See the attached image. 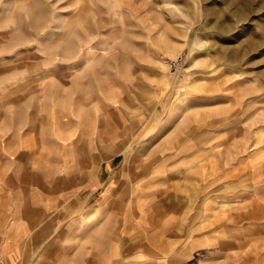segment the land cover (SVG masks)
Wrapping results in <instances>:
<instances>
[{
    "label": "rangeland",
    "instance_id": "1",
    "mask_svg": "<svg viewBox=\"0 0 264 264\" xmlns=\"http://www.w3.org/2000/svg\"><path fill=\"white\" fill-rule=\"evenodd\" d=\"M0 135V257L264 264V0H0Z\"/></svg>",
    "mask_w": 264,
    "mask_h": 264
},
{
    "label": "crops",
    "instance_id": "2",
    "mask_svg": "<svg viewBox=\"0 0 264 264\" xmlns=\"http://www.w3.org/2000/svg\"><path fill=\"white\" fill-rule=\"evenodd\" d=\"M56 111H60L61 110H57ZM2 136V135H0ZM2 140H0V171H2V173L4 174V163H1V159L4 156V152H3V147L4 145L1 144ZM14 143V147L17 149V151H21L22 148L27 149V145H28V138H24L23 141L18 140L16 143L15 141H13ZM11 170H13L11 168ZM12 175L14 176V173L12 172ZM4 181V180H3ZM2 181V182H3ZM0 182V183H2ZM1 185V184H0ZM2 192L4 193L5 190L3 189ZM42 209V208H41ZM78 229L82 230L84 229V226H77ZM30 230H27L29 232H37L40 231V229H42V226H36V225H32L30 226V228H28ZM11 232H13L11 235L13 238H18V235L15 236V233H21L24 232V229L19 228L16 224L12 226V229L10 230ZM77 238V236H76ZM157 238L156 234H152V236H148L147 238H145L146 243L144 244H140L137 247H133L132 249L130 248V254L132 252L131 255H128L126 257H119V256H109L107 257V261L105 262V259L102 260L101 256H100V247H96V249H92L91 252H86L85 248H84V242L81 241V235H78L77 238V252H76V256H66L65 258H60V257H53L51 259H42L40 257H38L36 259V262L32 261V259L30 260H26L24 257L21 256H17L15 255V250L13 251V256L9 255V256H3L0 257V264H169L168 262L166 263L165 258L162 255V250H160L159 246H154L149 240L151 239H155ZM95 239V236H94ZM10 241L8 240V243ZM154 242V241H153ZM16 244L17 242L15 241H11V246L13 245L14 249L16 248ZM80 245V246H79ZM151 246V247H150ZM181 244H179L178 247H176L174 249V253L172 255V261L170 264H186L188 262H190L189 264H191V258H189L188 262H181ZM193 248H196V246H187L185 247V249L189 250L190 252H195V250ZM248 248H246L245 250L247 251ZM127 250V249H126ZM156 250V251H155ZM255 249H253V251L249 254L247 253V260H251L253 262H255V257L257 258V256H253V254H258L260 256H264V253H261V250H257V252H254ZM149 254H152L149 256ZM162 255V256H161Z\"/></svg>",
    "mask_w": 264,
    "mask_h": 264
}]
</instances>
